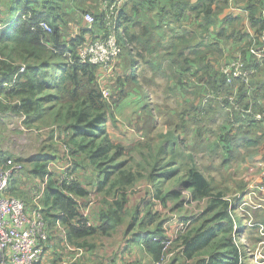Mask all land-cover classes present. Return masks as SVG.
Wrapping results in <instances>:
<instances>
[{
    "label": "rangeland",
    "instance_id": "rangeland-1",
    "mask_svg": "<svg viewBox=\"0 0 264 264\" xmlns=\"http://www.w3.org/2000/svg\"><path fill=\"white\" fill-rule=\"evenodd\" d=\"M16 1L0 0V6L9 9ZM54 1L61 4L64 14L62 28L68 36L74 33L78 25L86 26L84 14H98L102 9V0ZM125 1L128 21L125 22L126 37L121 40L123 55L132 54L134 58H140L139 45L146 44V20L143 19L141 25L131 24L133 17L130 10L132 4L143 10L145 7L140 5V0ZM15 19L11 20V26ZM163 28L160 27L159 33ZM131 30H136L141 38L140 43L136 44L137 39H133ZM92 36L90 32L87 38ZM142 51L144 53L145 50ZM2 59L15 65L38 64L35 60H25L18 51L6 47L3 42L0 43V62ZM131 62L135 64L136 60ZM62 67L63 61L60 59L50 63L47 69V73L51 74L48 80L50 85L34 98L35 102L40 101L38 114L42 113V118L35 121L37 112L27 114L15 111L13 107L20 102L19 99L9 98L8 103L0 101V150L24 164L23 171L16 175L7 194L31 202V187L43 179L34 172L37 164L46 165L47 168L53 164L54 174L62 175L60 169L72 162L70 175L74 181L90 190L88 196L78 200L81 214L86 212L93 225L102 224L99 221L101 212L116 210L117 203L121 201H125V205L121 223L109 234L100 231L74 241H69L62 236V230L54 227L58 212L45 205L53 236L39 264H156L158 261L142 245L143 238L148 235L166 241L167 260L164 264H197L200 260H209L218 243L188 258L182 239L198 231L212 229L219 222H226L216 219L220 208L208 213L211 198L196 200L192 190L184 186L187 174L192 169L201 171L212 180L217 190L226 193L231 205L229 212L234 221V231L232 234H222V238H231L238 247L239 264H264V193L256 191L250 194L253 186L264 185V169H261L260 161L248 163L252 149H240V164L227 173L224 154H229L230 148L223 147L210 153L196 145L205 133L207 114L202 120H196L195 115L190 118L187 112L179 111L181 103L176 99H157L155 94L151 100L143 96L145 100L140 102L145 106L137 113L127 106L118 110L115 104L118 98L115 92H119L117 86L111 87L114 95L110 100L111 112L108 114L105 135H99L93 143L91 139L79 136L75 144L70 139L74 128L69 131L74 122L69 113L70 95H60L54 88ZM58 68L62 70L58 71ZM174 81L170 77L161 80L160 86L157 85L160 96L166 88H176ZM111 85L112 81L109 80L106 86L110 88ZM131 86L135 92L140 87L137 84ZM73 108L75 110L76 106ZM222 134L218 129L216 132L207 131L205 136L215 141L219 137L224 138ZM99 148H107V151L96 156ZM215 164L219 176L212 171ZM100 184H104V189L98 187ZM240 185L244 186L243 190L235 191ZM245 197L248 205L242 203Z\"/></svg>",
    "mask_w": 264,
    "mask_h": 264
},
{
    "label": "trees",
    "instance_id": "trees-1",
    "mask_svg": "<svg viewBox=\"0 0 264 264\" xmlns=\"http://www.w3.org/2000/svg\"><path fill=\"white\" fill-rule=\"evenodd\" d=\"M104 2H108L110 5L121 2L116 21V34L117 40L122 48V53L117 59L115 71L110 75L112 76L116 75L120 61L124 67H129L130 64H132L131 61L134 56L132 54L123 55V46L121 43V40L126 37L125 22L128 21L126 20V1L102 0V5ZM54 3L56 4L55 6ZM140 5L145 7L144 10L138 6H134V4H132L130 10L133 17L131 24L135 23L136 25H141L143 19L146 20L144 26L146 29L144 41H146V44L139 45L141 47L140 50H147L152 47L154 41L153 37L156 31H160V27H164L163 29L168 28L166 25L170 22V19H168L169 12L175 13L174 17L176 18L178 17L179 8L193 7L191 0H140ZM5 7L0 6V23L3 25L2 30H0V43L3 42L6 44V47L18 51L25 60H35L38 63L34 66L28 64L15 65L8 62L6 59H2L0 62V87L5 83L11 82L14 76L18 75L17 82L13 88L10 90L3 89L4 95L8 99L14 98L20 100V104H15V107H13L14 110L17 112L22 111L27 114L37 112L34 116L35 121L43 117L41 115L42 113L38 114L40 111L38 103L40 101L37 100V102H35L34 98L36 95L42 94L44 90L48 88L50 85L48 80L51 78V74L47 73V69L53 60L60 59L63 61V70L61 69L62 73L57 78L54 88L59 91L60 95L69 94L71 98L69 113L70 118L74 120L71 128H69V131H72L74 128L73 135L70 137L71 141L76 144V138L82 136L84 139H91L90 141L93 143V140L99 135L102 134V136H104L108 114L111 112L110 100L114 94L111 92V88L107 89L108 87L103 85V82L110 76L103 78L102 69L99 67L79 62L72 63L70 58L64 57L65 51H68L76 58L79 47L84 46L88 42L87 34H90V32L93 33L91 39H95L104 31L107 32L106 24L104 23L105 16L102 9L100 13L93 15L96 23L91 30H87L86 26L78 25L75 28V30H79L78 34L73 37V34L68 36L63 32L62 23L64 22V14L61 12V4L59 2L56 3L54 0H46L44 2L17 0L9 9ZM13 12H15V14ZM13 14L16 17L14 16L12 18ZM14 18L16 19L11 26V20ZM41 23L48 24L52 31H46L42 28ZM126 25H128V23H126ZM262 27H264V19L262 20ZM131 33H133V39H137L136 44L140 43L139 40L141 38H139L136 30H131ZM158 41L160 43V40ZM174 57L175 62L173 61L171 65L177 67L178 59L175 54ZM242 63L249 72H257V68L252 67L248 69L246 64L244 62ZM183 69L186 68L184 67ZM61 70L58 68V71ZM180 71L181 70H179V72ZM223 76L224 82L229 88H234L237 85L236 81L239 79L235 80L234 86H231L227 83L226 76L224 74ZM117 78L115 86L118 87L119 92H115L118 97L116 98L115 104L117 107H120V103L136 95V93L138 94V91L135 92L134 89H132L131 84L139 85V89L142 88V85L139 84L138 74L135 70H132L131 74H126L124 77L120 78L117 76ZM175 80V87L178 88L180 84L178 79ZM118 84H121V86ZM208 90L207 93L214 95L217 100L210 99L205 104V98L209 95L206 94L196 113H194L196 120L203 119L213 102H217L218 107H220L222 111H227L229 125L238 130L247 128L246 126L248 124L257 121V115H263V112L256 110L257 101L254 99L244 100L243 98L240 99L242 101L239 103L233 97L228 96L224 91H217L222 93L218 95L214 92L216 91L214 88H209ZM128 100L130 102V99ZM128 100L126 101L127 104L129 103ZM219 100H221V102H219ZM140 101L141 100L138 101V104L141 103ZM127 104L125 103L122 106H127ZM75 106L76 108L73 110ZM224 137L229 138L230 134L224 133ZM68 148L71 150L70 145H68ZM105 151H107V148H99L95 154L97 156L103 154ZM18 161L22 162L21 160ZM34 172L44 177L47 173V166L37 164ZM15 177L11 181V186ZM38 184L39 183L31 187L30 198L33 197V191ZM184 186L192 190V196L196 200L211 198L208 213L220 208L221 210L216 213V219L225 221L229 226V228H227L226 224L219 222V224L212 229L198 231L192 236L184 237L182 240L186 257L193 258L203 250L211 247L214 243H218L216 251L210 256V259L207 261L200 260L197 264H239L240 252L238 247L233 243L231 238L228 240L225 237L222 238V234L227 232L232 234L234 231V221L229 212L231 205L226 198V193L222 190H217L201 171L195 169L188 172ZM98 187L102 190L104 189V184H100ZM89 194L90 190H87L77 181H73L72 183H60L58 175H54L49 182L47 192L43 198V204L44 206H50L52 209L57 210V220L61 219L63 226L67 229L69 241L80 240L100 231L109 234L115 229L116 225H119L122 221L125 201L118 202L116 210L106 213L101 212L99 214V221L102 222V224L87 227L89 218H84L83 214H81L78 199L84 198ZM47 220L49 221L48 218ZM49 223L52 227L50 221ZM142 245L156 261H160L165 253V241L159 240L157 236L148 235L144 237ZM219 249L223 251L218 252Z\"/></svg>",
    "mask_w": 264,
    "mask_h": 264
},
{
    "label": "crops",
    "instance_id": "crops-1",
    "mask_svg": "<svg viewBox=\"0 0 264 264\" xmlns=\"http://www.w3.org/2000/svg\"><path fill=\"white\" fill-rule=\"evenodd\" d=\"M191 4L193 7L179 6L176 18L175 13L169 12L170 22L166 25L168 28L155 33L152 47L144 53L138 49L140 58L131 57L136 63L129 67H124L120 61L116 75L104 81L105 86L109 80L112 81L111 88L116 85L117 76L124 77L131 74L132 70L138 74L139 84L143 87L138 90V94L120 103L118 110L124 108L122 105L130 99L127 107L137 113L145 106L144 103L138 104V101L143 102L145 98L151 100L155 94L157 99H176L181 103L179 111L187 112L191 118L203 97L209 94L208 89L214 88L218 95L224 91L239 103L243 98L254 99L257 101L256 110L263 112L264 117V62L261 64L256 55L264 56V0H191ZM174 54L178 59L177 67L171 65ZM237 60L244 62L248 69L257 68V72L250 75L249 83L239 79L234 88H229L224 82L222 71L226 65ZM167 77L178 79L180 86L176 89L166 88L160 96L157 85L160 86L161 80ZM142 80L145 82L142 83ZM0 101L8 103V98L2 95ZM224 111L218 107L217 102L211 104L204 121L205 133L196 144L198 148L206 149L210 153L223 147L230 148L229 154H224L227 173L233 170V166L240 164V149H252L248 163L260 161L261 169H264V120L254 121L247 128L238 130L229 125L228 114ZM218 129L222 135L227 133L230 137H219L213 141L205 136L207 131L216 132ZM195 138L198 141V137ZM216 165L212 171L218 175ZM209 181L212 182L211 179ZM243 188L240 185L235 191Z\"/></svg>",
    "mask_w": 264,
    "mask_h": 264
},
{
    "label": "built area",
    "instance_id": "built-area-1",
    "mask_svg": "<svg viewBox=\"0 0 264 264\" xmlns=\"http://www.w3.org/2000/svg\"><path fill=\"white\" fill-rule=\"evenodd\" d=\"M121 2L110 5L104 2L102 11L104 12V23L106 24L107 32H102L95 39L87 38V43L79 47L77 56H73L70 52L65 51L64 57L70 58L72 63L92 64L102 69L103 78L110 76L114 71L117 59L122 53V48L117 40V17ZM87 30H91L96 20L91 13L83 15ZM42 28L51 32V27L46 23H41ZM3 25L0 23V30ZM78 29L73 33V37L78 34ZM261 64L264 62L262 54H256ZM254 71L249 72L245 69V65L241 61H233L223 69V74L227 78V83L234 86L235 80L242 79L249 83L250 75ZM17 76L9 83H5L0 87V99L4 95L3 89H11L17 82ZM216 98L209 94L204 103L210 99ZM17 104H20L18 102ZM1 117V108H0ZM256 120L263 121L261 115L256 116ZM72 162L60 169L62 175L59 176L60 183H72L74 179L69 171L72 170ZM24 169L23 162H19L12 156L3 154L0 150V264H37L43 256L50 240L53 236V228L49 225L46 218L43 198L47 192L49 182L54 175V166L50 164L47 168V173L42 181L33 191L31 202H27L22 198L11 197L7 194L11 186V181L16 174ZM264 182V175L262 177ZM250 194H255L256 191L264 193V185L253 186ZM249 194V195H250ZM78 201V200H77ZM242 202L248 205L246 197ZM79 202V201H78ZM84 218H88L87 213H83ZM93 224L91 220L87 222V227ZM56 228L62 230V236L68 238L67 229L63 226L61 219L56 221ZM165 251L168 247L165 241ZM167 260V255L156 264H164Z\"/></svg>",
    "mask_w": 264,
    "mask_h": 264
}]
</instances>
